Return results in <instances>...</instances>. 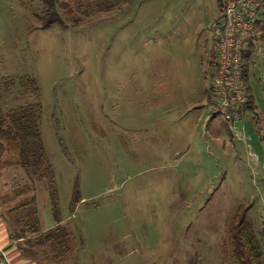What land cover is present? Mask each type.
<instances>
[{"label":"rangeland","instance_id":"1","mask_svg":"<svg viewBox=\"0 0 264 264\" xmlns=\"http://www.w3.org/2000/svg\"><path fill=\"white\" fill-rule=\"evenodd\" d=\"M74 5L56 0L61 25L45 27L42 0H0V111L41 104L59 215L47 180L34 181L39 230L66 232L62 260L32 238L18 242L23 255L36 264H238L229 230L241 210L264 262V35L249 73L255 108L238 139L220 117L205 128L216 0H130L94 15ZM25 76L37 93L17 85ZM25 184L11 165L0 196Z\"/></svg>","mask_w":264,"mask_h":264},{"label":"trees","instance_id":"2","mask_svg":"<svg viewBox=\"0 0 264 264\" xmlns=\"http://www.w3.org/2000/svg\"><path fill=\"white\" fill-rule=\"evenodd\" d=\"M74 1L75 10L80 14H86L88 11L97 14L113 10L119 3L127 4L130 0H71ZM47 5V10L41 15L40 20L48 27L51 24L61 25V17L55 11L56 0H42ZM67 5V2H63ZM62 3V4H63ZM219 12H221L220 2L216 0ZM88 14V13H87ZM259 30L264 35V21L259 22ZM253 50L243 56V82L248 94V110L253 111L255 102L249 85V73L251 61L254 56ZM215 59L211 54L208 65L212 69ZM13 84V80H8ZM17 85L25 93H37L38 87L33 78L29 76L18 79ZM204 97L210 103L208 89L204 91ZM209 119V120H213ZM42 121V106L40 103H31L25 106L11 108L5 112L0 111V174L6 171L11 165L16 166L21 173H24L29 180V185L11 189L8 193L0 196V203L3 205L5 215L11 218L16 230H11V239L28 241L31 238L35 241L46 243L51 251L58 250L52 256L59 261L62 257L61 245H64L66 232L63 225L58 224L47 230H39L38 212L36 206V197L34 194V181L47 180V191L49 194L51 210L55 216L59 215L57 191L54 185V174L52 165L49 162L40 132ZM8 154L12 156L9 157ZM14 157H16L14 159ZM14 178V177H13ZM12 180V179H11ZM31 186V195L29 196ZM81 199L75 197L71 207ZM239 210L233 217L229 234L233 246V257L238 264H264L257 252V241L254 235L252 225L246 222L245 213ZM60 223L61 221H57ZM12 231L14 233H12ZM31 234L32 237L29 235ZM264 241V232H263ZM60 249V250H59Z\"/></svg>","mask_w":264,"mask_h":264},{"label":"built area","instance_id":"3","mask_svg":"<svg viewBox=\"0 0 264 264\" xmlns=\"http://www.w3.org/2000/svg\"><path fill=\"white\" fill-rule=\"evenodd\" d=\"M221 12L209 27L215 64L208 92L211 109L208 119L222 118L227 131L240 138L244 112L248 110V94L243 82V56L260 52L264 21V0H219ZM0 264H11L0 248Z\"/></svg>","mask_w":264,"mask_h":264},{"label":"crops","instance_id":"4","mask_svg":"<svg viewBox=\"0 0 264 264\" xmlns=\"http://www.w3.org/2000/svg\"><path fill=\"white\" fill-rule=\"evenodd\" d=\"M205 128L211 124L212 120L208 119V115L205 118ZM223 123V122H222ZM224 125V124H223ZM225 132L228 134L225 125H224ZM5 208L0 203V248L5 253L7 259H9L11 264H36V261L31 260L23 255V250L21 245L18 242L21 240H13L11 239L10 235V228H9V218L5 215Z\"/></svg>","mask_w":264,"mask_h":264}]
</instances>
